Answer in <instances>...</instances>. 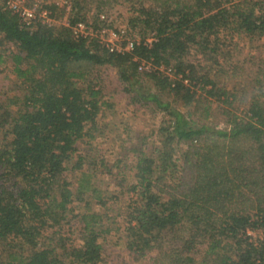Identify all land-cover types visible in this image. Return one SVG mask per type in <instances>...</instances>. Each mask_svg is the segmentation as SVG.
<instances>
[{"label": "trees", "instance_id": "trees-1", "mask_svg": "<svg viewBox=\"0 0 264 264\" xmlns=\"http://www.w3.org/2000/svg\"><path fill=\"white\" fill-rule=\"evenodd\" d=\"M110 4L127 11L129 48L72 33L89 15L105 25ZM68 19L26 26L0 0V62L8 56L14 74L0 87V264H99L112 230L115 264H264V49L248 52V66L224 63L227 35L251 47L264 36V0H72ZM142 59L174 76L139 69ZM101 65L157 116L113 163L112 195L93 179L94 148H79L112 105L81 83Z\"/></svg>", "mask_w": 264, "mask_h": 264}, {"label": "rangeland", "instance_id": "rangeland-1", "mask_svg": "<svg viewBox=\"0 0 264 264\" xmlns=\"http://www.w3.org/2000/svg\"><path fill=\"white\" fill-rule=\"evenodd\" d=\"M110 19H113V26L125 25V16L127 11L120 4H110L108 9L103 10ZM62 16V15H61ZM137 37V36H135ZM104 38H110L108 34L104 35ZM226 47L230 50V58L224 61L225 64H240L248 66L247 54L248 52H256L259 49H264V36L255 41L254 46H249L247 38L244 34H235L232 38L230 35L226 37ZM121 42L120 40L118 41ZM126 44H124L125 46ZM191 55L198 56L195 50H191ZM6 61L1 60L0 62V87L10 84L9 78L14 76L9 69H11V61L7 57ZM86 79H83L81 83H86L88 80L96 82L100 86L102 91V99L111 102V106L102 105L96 116V125L98 131L94 134V138L86 137L85 141L79 143V148L85 150L89 145L94 148L91 153L93 157L98 161L97 163V173L95 178H93L99 186L105 190L108 195L115 194L114 192L121 191L119 187V173L118 169L113 163L117 158H125L130 155L128 148L134 143H138L139 136L142 134H148L150 130L156 125L157 116L152 113L149 108L143 105H133L129 103L127 94L122 89V84L117 78L115 69L110 65L93 66L91 70L84 71ZM11 86H13L11 84ZM7 87H10L7 85ZM18 88H14V91ZM128 135L130 137H128ZM126 155V156H125ZM132 157V156H131ZM100 158H103L105 164L100 163ZM127 165H130V158H127ZM87 164L83 166L86 167ZM109 168V171L107 170ZM69 180L74 183L77 176L75 171H67ZM73 183L71 186H73ZM117 196V195H116ZM110 197V202H111ZM127 198L125 195L121 194L114 200L115 211L111 212L113 216L116 210L123 211L125 209V203ZM116 223L119 229L122 230L124 226V221L122 215L116 216ZM109 233V236L103 241L111 251L106 261L99 264H115L112 257H115V251L118 246L113 245L116 238V234Z\"/></svg>", "mask_w": 264, "mask_h": 264}, {"label": "built area", "instance_id": "built-area-1", "mask_svg": "<svg viewBox=\"0 0 264 264\" xmlns=\"http://www.w3.org/2000/svg\"><path fill=\"white\" fill-rule=\"evenodd\" d=\"M72 0H2L3 6L14 12L20 18L22 24L26 26H32L34 24L43 25H58V24H69V11L71 10ZM57 5L58 7L64 8V14L62 16L57 14V11L53 10L52 6ZM105 13L99 14L100 19L106 22L105 25L100 28H94L92 16H88L86 21L79 20L76 21L72 26V33L76 36L79 35H99L101 40L106 42L107 46L112 49H122L129 48L134 43L135 37L125 36V26H113V19H110ZM112 23V26L109 25ZM110 35V38H104V35ZM127 38V43L125 46L121 45L118 41ZM147 39L146 41H149ZM138 68L143 70L160 69L169 75H173V71L170 67H166L163 64L158 66L154 65L150 60L142 59L138 65Z\"/></svg>", "mask_w": 264, "mask_h": 264}]
</instances>
